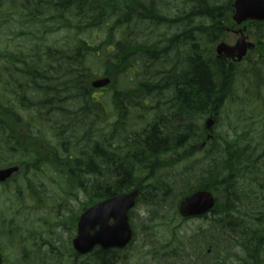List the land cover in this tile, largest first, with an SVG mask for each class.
<instances>
[{
	"label": "trees",
	"instance_id": "obj_1",
	"mask_svg": "<svg viewBox=\"0 0 264 264\" xmlns=\"http://www.w3.org/2000/svg\"><path fill=\"white\" fill-rule=\"evenodd\" d=\"M191 2L190 12L180 10L185 12L180 34L149 43L140 41L148 34L146 27L171 22L162 16L167 4L160 0H0V161L17 156L26 163L35 160L34 166L58 163L90 204L139 188L138 203L146 198L164 206L175 189L158 171L191 159L177 175L183 185L175 193L184 197L209 190L216 199L210 214L202 216L210 215L209 227L192 241L198 264L219 259L225 264L226 254L233 250L236 255V247L242 264H264V210L242 212L246 183L238 185L248 173V180L264 190L256 168L264 149L251 155L245 135L237 134L234 140H209L199 150L207 136L203 119L234 103L237 86L264 97V72L259 70L264 47L260 61L252 62V52L249 64H236L244 69L238 73L235 64L214 52L215 43L225 38L224 26H236L234 0ZM247 23L260 25L253 32L264 43V21ZM88 32L105 37L92 44ZM49 34H58L59 41L49 44ZM22 36L30 42L25 48L16 43ZM102 75L111 79L104 89L111 91L113 118L99 111L104 102L91 84ZM121 80L126 87L121 88ZM239 100L253 103L250 97ZM252 109L249 119L253 114V120L264 121L261 106ZM180 247L168 252L175 257L187 249ZM121 251L97 246L86 256L75 252L74 258L115 264Z\"/></svg>",
	"mask_w": 264,
	"mask_h": 264
},
{
	"label": "rangeland",
	"instance_id": "obj_2",
	"mask_svg": "<svg viewBox=\"0 0 264 264\" xmlns=\"http://www.w3.org/2000/svg\"><path fill=\"white\" fill-rule=\"evenodd\" d=\"M160 1L167 4L165 12H162V16L166 18L170 17L171 22L169 25L146 27L145 29L148 34L145 37H140V41L142 42H163L180 34L183 26L179 23V20L185 16V12H180V10L184 11L186 8L185 11L190 12L192 8V2L188 3V0ZM226 1L220 0V4ZM232 22L235 23L234 21ZM245 26L247 34L250 35L249 40L256 45L253 53L248 56H252V62L260 61L258 52L261 46L264 47V43H259L257 35L253 32L257 31L260 25L245 23ZM230 27L231 22L224 26L225 38L221 40L234 44L239 38V34L228 31ZM237 27L239 26L235 28L237 29ZM25 31L31 37L28 27L25 28ZM58 36V34H49V44H56L59 41ZM85 37L89 38L92 44H96L105 35L101 34L95 38V34L88 32ZM22 38L25 37H20L16 43L20 45L22 42L24 46L21 47L25 48V45H29L30 42H24L26 38L23 41L21 40ZM14 40L9 41L12 42ZM219 41L214 45L215 54V47ZM36 45L37 43L34 42L32 47ZM184 51L185 47H182L181 53L184 54ZM179 53L180 51H178ZM169 57L171 58L173 55L171 54ZM244 62V66L250 63L248 58ZM262 62L263 66L259 69L261 74L264 72V61ZM235 66L237 65H234V69L238 73L244 72V69L242 70ZM99 72V75L103 74L102 69ZM247 78L245 77L244 80ZM125 85V81L121 80V88L126 87ZM249 85V81H246V87ZM237 89L239 92L238 97L235 96L237 100L232 104L228 103V106L224 107L220 112L211 115L214 116L216 121L213 130L209 131V133L213 135V139L223 136L229 140H234L237 134H244V142H248L250 151L252 152L251 155L254 152H257V155H259L258 152L264 149V121H260L259 119L253 120L255 117L253 114L250 119L249 117L253 110L252 107L261 106L264 112V97L258 94L259 91L250 96L249 90L252 89H248L246 92L241 90L242 87L237 86ZM156 93L160 95L165 94L164 91ZM239 96L242 99L250 97L253 103L250 104L248 102L245 105H241ZM95 97L104 102V107L98 108L99 111L104 112V114L105 112L109 113L108 117L113 118L116 114L112 106L111 91H106L105 89L103 91L99 90L95 93ZM240 115H242L243 121H238ZM205 119H203V122H205ZM253 121H255L254 125H252ZM51 140V138L46 139V141ZM199 150L201 151L203 148ZM159 158L167 160V156L162 155ZM59 159L64 160L61 157ZM190 161L191 159L183 160L173 168L162 169L157 174L164 180H167L176 192L183 185V182H179L180 179L177 175L185 171ZM0 162H2L0 163V167L26 163L25 158L17 156L13 159ZM47 162V164L41 165L37 163L34 166L36 161L31 160L26 163L30 165L29 170L26 171L23 164L21 171L13 179L7 183L0 184V250L5 264H83L89 260H75L74 253L76 251L72 242L77 233L79 216L91 205L89 199L82 189H78L75 185L69 183L66 171L60 169L58 163L52 164L50 161ZM263 162L264 158L256 164V168L259 170L258 175L264 178ZM254 172L256 173V171ZM248 178H250V175L247 173L238 181L240 188L246 183L242 196L243 200L242 202L239 201L241 210L242 212H256L257 209L264 210V203L262 201L264 190L259 185L250 182ZM175 192L164 206H154L146 198L137 203L130 215L131 224L134 229V240L130 246L119 253L120 256L116 258L115 264H198L192 241H194L201 228L206 229L209 227L211 217L210 215L206 218L200 216H181L178 207H180V200L183 198V195H178V197ZM258 198H261V200L259 203H256ZM176 245L177 247L181 246V249L183 248L182 245H187V249L172 257L168 249ZM234 252L236 255H234L233 250L229 256L226 254L227 262L225 264H242L240 249L236 247L234 248ZM237 257H240V259ZM221 263L222 259L218 261L211 260L205 264Z\"/></svg>",
	"mask_w": 264,
	"mask_h": 264
},
{
	"label": "water",
	"instance_id": "obj_3",
	"mask_svg": "<svg viewBox=\"0 0 264 264\" xmlns=\"http://www.w3.org/2000/svg\"><path fill=\"white\" fill-rule=\"evenodd\" d=\"M233 6V19L238 25L247 20H264V0H235ZM245 31V26L236 31L240 36L234 44L219 42L216 46L217 55H223L234 62L242 61L255 46L248 40ZM109 83L110 79L104 78L94 81L93 86L101 88ZM214 123V118L208 117L204 125L212 131ZM210 138H213L212 134L208 135V139ZM19 171V165L0 168V182L7 181ZM139 195V188H135L107 197L86 208L78 218L77 234L73 239L75 250L85 255L97 246L104 250L125 249L134 238L130 212L136 206ZM215 202L212 191L196 190L181 200L179 212L183 217L201 216L210 211ZM1 262L0 257V264Z\"/></svg>",
	"mask_w": 264,
	"mask_h": 264
},
{
	"label": "flooded vegetation",
	"instance_id": "obj_4",
	"mask_svg": "<svg viewBox=\"0 0 264 264\" xmlns=\"http://www.w3.org/2000/svg\"><path fill=\"white\" fill-rule=\"evenodd\" d=\"M233 31H234V29H233ZM235 32V31H234ZM233 32V33H234ZM236 33V32H235ZM225 58V57H224ZM226 60H227V63H230V61L226 58ZM2 264H5V260H4V257L2 256Z\"/></svg>",
	"mask_w": 264,
	"mask_h": 264
}]
</instances>
